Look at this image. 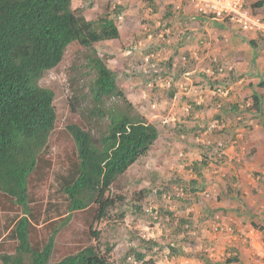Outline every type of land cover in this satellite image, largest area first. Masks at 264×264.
Wrapping results in <instances>:
<instances>
[{
	"label": "rangeland",
	"instance_id": "1",
	"mask_svg": "<svg viewBox=\"0 0 264 264\" xmlns=\"http://www.w3.org/2000/svg\"><path fill=\"white\" fill-rule=\"evenodd\" d=\"M259 1L248 0L252 9L264 17V12L260 11L263 3L259 5ZM168 5L165 0H71V8L88 20L111 18L119 37L94 43L90 48L69 44L61 61L45 70L37 80L39 86L49 87L54 93L56 119L48 142L54 155L67 145L68 125L78 122L93 134L99 129L97 122L86 117L92 78V71L86 65L89 49L115 71L117 86L134 110L158 129V137L146 155L111 186V194H119L123 200L95 224L101 232V242L112 245L110 264H225L230 257L226 256L227 246L222 236H214L211 223L215 214L231 222L233 211L218 206L217 200L226 196L224 189L233 188V183L237 185L238 178L232 172L243 167L256 149L246 143L248 132L261 122L260 115L251 113V106L247 105L254 82L250 76H244L239 83L243 75H235L227 68L218 75V63L211 62L212 59L208 60V65H195L189 50L173 52V44L167 42L170 33L160 36L168 27L164 23L167 12L171 11ZM258 37V41H264L263 36ZM177 54L183 55L185 60ZM174 56L179 60L176 64ZM206 68L214 73L210 74ZM185 76L196 79L192 84L200 86L209 103L199 105L189 100L188 111L181 109L172 113L170 92L175 88L174 82L185 80ZM215 84L230 88L229 95L213 96L211 89ZM263 88L264 85L259 84L256 89ZM108 103L127 106L114 98ZM213 120H217L218 125L208 130ZM238 132L242 134L238 138L242 142L233 147L232 151L238 153L233 158L226 149ZM256 173H252L254 178L258 176ZM144 189L147 192L141 195L139 191ZM233 189L241 188L234 186ZM249 189H264V176H259L255 186ZM134 201H138L137 207H132ZM8 215L12 217L16 213ZM252 225L257 230L261 224L252 222ZM4 226L2 217L0 230L2 228L5 238ZM209 237L214 241L212 244ZM216 241L223 254L218 253L216 257L214 249L211 258L216 260L209 262L203 252ZM178 249L184 253L180 254ZM138 254L143 256L138 257Z\"/></svg>",
	"mask_w": 264,
	"mask_h": 264
},
{
	"label": "trees",
	"instance_id": "2",
	"mask_svg": "<svg viewBox=\"0 0 264 264\" xmlns=\"http://www.w3.org/2000/svg\"><path fill=\"white\" fill-rule=\"evenodd\" d=\"M118 37L111 18L88 20L71 0H0V219L7 230L5 238L0 230V264H110L112 245L101 242L95 224L123 200L111 186L146 155L158 129L134 110L115 71L89 49L86 117L99 129L68 125L67 145L54 155L48 145L54 93L37 80L69 44L90 48ZM111 98L127 106L111 105ZM252 99L258 110L257 96ZM231 254L225 264L236 260Z\"/></svg>",
	"mask_w": 264,
	"mask_h": 264
},
{
	"label": "crops",
	"instance_id": "3",
	"mask_svg": "<svg viewBox=\"0 0 264 264\" xmlns=\"http://www.w3.org/2000/svg\"><path fill=\"white\" fill-rule=\"evenodd\" d=\"M165 1L169 4L171 11L167 12V18L164 21L168 27L163 29L160 36L170 33L167 42L173 44V46L170 45L173 47V52H177V50L186 52L189 50L190 58H194L195 65H208V60L211 61L212 59L211 62H216L218 65L231 67L235 75H243L242 80H244V76H250V80L254 82L252 89L251 87L249 89L250 92L247 91L249 92L247 105L251 106V109L249 108L251 113L260 115L261 122L259 125H254L253 129L248 132L249 138L246 143L256 149L250 156V160L247 163L244 162L243 167H237L232 172L238 178L237 185L233 183V188L236 186L241 189H230L227 196L217 201L218 206L221 208L233 211V215L229 219L240 234L231 249L237 258L230 264H256L250 244L264 245V189L249 188L255 186L259 176H264V88L261 90L256 89L259 84L264 85V41L257 40V38L259 39V33L257 32L241 31L230 24H222L211 17L197 14L185 0ZM262 3L261 14L264 12L263 0ZM170 52L169 50V56H171ZM178 57L185 60V57L181 54ZM174 62L175 64L179 62L177 56H174ZM182 64H185L184 61ZM206 71L211 73L213 70L206 68ZM223 73H218V75ZM184 78L186 81L178 79L174 82L175 88H173L172 95H170V105L172 106L170 111L172 113H177L181 109L187 111L186 106L191 105V100H195V103L199 105L202 102L204 104L209 103L205 98L206 94L201 93L200 86L192 84L196 79L193 77L191 80L192 76H185ZM235 89L237 92L238 87L236 86ZM254 95L258 98V110L252 108V96ZM234 96L235 94L232 95V97ZM239 141L242 142V140ZM226 150L233 158L238 155V153L232 151L230 146ZM253 171L258 172L256 173L258 176L255 178L252 174ZM227 190L224 189V192ZM252 222L261 224L259 229H254ZM249 235H253L255 238L250 239L248 245L247 236ZM211 238L209 237V240L212 244L214 241ZM214 249L215 254L217 253L216 257L219 256L218 253L222 254V247L217 241ZM210 259L212 261L216 260L215 258Z\"/></svg>",
	"mask_w": 264,
	"mask_h": 264
},
{
	"label": "built area",
	"instance_id": "4",
	"mask_svg": "<svg viewBox=\"0 0 264 264\" xmlns=\"http://www.w3.org/2000/svg\"><path fill=\"white\" fill-rule=\"evenodd\" d=\"M194 11L203 16L211 17L220 23L230 24L237 27L242 31H254L260 33L264 36V18L257 14L248 3V0H185ZM145 61H148V57H145ZM227 68L231 70V67H226L225 65H217L218 73H222L223 70ZM213 74V71L210 73ZM243 82L242 78L239 79V83ZM230 88L225 87L223 84H215L211 89V94L213 96H219L225 98L229 95ZM220 106V103L216 105ZM216 107V108H217ZM190 106H186L188 111ZM218 121L213 120L209 126L208 130H212L215 126L217 127ZM222 126L221 128H223ZM242 134L238 132L235 138L231 141L230 147L238 146V138ZM217 144L222 146V142L218 141ZM242 148H244L242 146ZM206 196H209L208 192H205ZM212 232L215 235H220L223 237L222 241L226 247V256L231 255V248L233 243L240 237V234L236 231L234 225L231 222L224 220V216L220 214H215L211 223ZM214 238V237H213ZM246 238V237H245ZM255 238L253 235L247 236V243L249 245V240ZM257 238V237H256ZM252 254L255 259L256 264H264V245L253 243L250 244ZM214 246H210L205 249L208 257L211 258V252H213ZM223 254V253H222Z\"/></svg>",
	"mask_w": 264,
	"mask_h": 264
},
{
	"label": "clouds",
	"instance_id": "5",
	"mask_svg": "<svg viewBox=\"0 0 264 264\" xmlns=\"http://www.w3.org/2000/svg\"><path fill=\"white\" fill-rule=\"evenodd\" d=\"M261 1V0H260ZM249 3V2H248ZM250 4V3H249ZM194 10V9H193ZM258 14V13H257ZM263 17V16H262ZM264 18V17H263ZM223 24V23H222ZM238 29V28H237ZM240 30V29H239ZM242 31V30H241Z\"/></svg>",
	"mask_w": 264,
	"mask_h": 264
}]
</instances>
